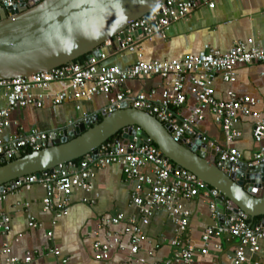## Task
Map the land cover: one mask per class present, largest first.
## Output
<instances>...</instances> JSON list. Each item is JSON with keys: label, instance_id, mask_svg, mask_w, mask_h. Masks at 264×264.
Returning a JSON list of instances; mask_svg holds the SVG:
<instances>
[{"label": "built area", "instance_id": "obj_1", "mask_svg": "<svg viewBox=\"0 0 264 264\" xmlns=\"http://www.w3.org/2000/svg\"><path fill=\"white\" fill-rule=\"evenodd\" d=\"M216 2L217 0L161 2L146 18L142 17L126 28L125 32L128 36L120 41V45H116L117 51H138V44L142 40L152 39L156 34L166 35L173 23L189 17L198 8H215ZM18 3V0H0V5L6 10L15 7ZM139 29L141 33L134 37ZM118 40L119 38L116 39ZM108 45H113V42L106 43V46ZM138 56V61L126 69L106 65L104 62L107 55L103 52L98 57H88L84 64L72 62L27 77L0 80V94H3L7 100V106L0 109V165L3 160L7 162L15 160L26 151H39L49 146L51 133L36 129L28 134L12 135L7 139L2 136L4 130L10 125L12 110L32 104L39 107L43 105L45 94L36 96L33 93L34 89H46L56 81L68 82L69 89L53 97L54 104H61L68 99H92L95 95H108L128 80L147 76L172 78L162 91L161 99L153 98L155 90L138 94H133L131 90L120 91L103 109L102 115L114 109H120L124 103L132 108L144 110L163 124H170L173 127L175 141L186 133H191L192 139H200L207 143L216 151L217 164L223 166L225 171L228 170L226 163L237 164L244 161L242 154L233 144L242 136L238 128L241 119L252 117L255 120L252 134L259 148L247 162L249 165H256L264 161V104L263 109L258 110L255 107L260 104V100L252 96H237L233 91L228 92V99H218L214 86L217 74H221L225 82H234L236 68L239 65L262 64L261 76L264 78V48L238 42L228 52L206 45L199 54L182 59L144 61L140 52ZM187 79L191 83L190 90L196 99V106L189 117L180 119L176 109L187 100L185 93ZM207 111L222 128L227 146L217 144L198 129L197 123L205 118ZM87 119L86 117L84 120ZM179 119L182 121L181 126ZM115 146V140L106 142L99 147L95 158L88 154L79 163L72 161L59 165L57 169L42 172L39 177L35 174L26 176L23 180L17 181L14 186L31 189L35 184L42 185L46 190V196L42 200L43 210L53 211L57 217L66 211L74 190L90 191L99 169L118 164L122 167L126 178L135 180L137 183L132 199L138 206L142 225L149 224L154 209L158 207L167 210L176 225V236L169 241L173 251L172 258L156 264H193L198 250L187 237L190 211L184 206L182 200L192 199L202 194L209 204L213 217L220 219L219 191L189 170L177 169L171 160L152 143L140 147L122 145L116 150ZM236 169L237 167L232 168V170ZM146 187L148 196L144 198L142 193ZM7 189L9 187L0 190V200L3 199ZM249 219L250 217L245 213H238L234 217L229 214L224 223L207 226L203 234L204 246L201 253H208V242L212 237L227 235L239 240L234 255L229 257L231 263L248 262L246 250L253 254L259 253L264 240V225L252 224ZM120 224H123L121 231L112 229L113 226ZM29 226L39 228L42 223L31 218ZM100 228L105 230V239H97L94 242L96 260H104L113 248L123 250L128 247L130 256L138 257L146 236L135 217L126 218L123 214L104 215L101 217ZM11 229L12 216L1 213L0 236L8 234ZM95 235H98V232H95ZM47 236L52 238L53 232H49ZM124 236H128L127 243L123 240ZM217 248L221 247L218 245ZM49 252L60 259V264H70V258L63 256L58 247L51 248ZM3 254L6 264L30 263L33 260V254L28 253L21 261L12 254L9 246H5ZM138 261L144 263L141 257Z\"/></svg>", "mask_w": 264, "mask_h": 264}, {"label": "crops", "instance_id": "obj_2", "mask_svg": "<svg viewBox=\"0 0 264 264\" xmlns=\"http://www.w3.org/2000/svg\"><path fill=\"white\" fill-rule=\"evenodd\" d=\"M0 10L6 12L1 5ZM238 42L264 48V0H217L215 8H198L189 17L173 23L166 35L156 34L152 39L142 40L138 44V51L144 61H164L197 55L206 45L228 52ZM138 51L118 52L116 45L105 46L107 58L104 63L126 69L138 61ZM262 69L263 65L259 63L239 65L236 68V80L232 83L225 82L222 75L217 74L214 82L216 97L226 100L229 91L235 92L237 96H252L260 100L255 108L262 110ZM171 81L172 78L160 76L140 77L122 83L108 95L99 94L92 99H68L61 104H54L53 97L69 89L68 82L56 81L46 89L33 90L36 96L45 94L41 107L32 104L10 112V125L2 136L7 139L15 134H28L34 129L51 133L77 125L86 117L103 116V109L120 91L131 90L133 94H138L155 90L153 98L159 100L162 91ZM190 88L191 83L187 79V100L176 109L180 119L189 117L196 106ZM6 106V98L0 94V109ZM254 122L252 117H243L238 124L242 136L233 145L240 151L244 161H248L259 148L252 134ZM197 126L211 140L227 146L222 128L209 111ZM187 137L188 141L192 139L189 135ZM136 184L135 180L126 178L118 164L101 168L93 180L92 189L74 190L66 211L57 217L53 211L43 210L42 200L46 190L42 185L35 184L31 189L8 186L9 189L0 200V214L8 213L12 216V229L8 234L0 236V264H6L3 254L5 246H9L12 254L21 261L28 253L33 254L30 263L19 264H60V259L49 252L53 247H58L63 256H68L70 264H156L172 258L169 241L176 236V225L167 210L161 207L154 209L149 224L142 225L138 206L132 199ZM142 194L147 198V187ZM182 203L190 211L187 237L198 250L193 264H233L229 257L234 255L239 240L231 236L212 237L208 242V253H201L205 228L224 223L229 213L225 212L221 219L214 218L202 194L192 199H183ZM117 214H123L126 218L135 217L141 224L146 236L141 251L137 258H133L128 247L123 250L113 248L104 260H96L94 242L105 239V230L100 228L101 217ZM31 218L42 223V226L31 228ZM259 220L261 217L256 219ZM122 228L123 224L112 227L115 231H121ZM49 232H53L52 238L47 236ZM123 240L127 243L128 236H124ZM246 255L249 261L242 264H264V240L259 253L253 254L246 250ZM140 257L144 263L138 261Z\"/></svg>", "mask_w": 264, "mask_h": 264}, {"label": "water", "instance_id": "obj_3", "mask_svg": "<svg viewBox=\"0 0 264 264\" xmlns=\"http://www.w3.org/2000/svg\"><path fill=\"white\" fill-rule=\"evenodd\" d=\"M166 0H18L0 10V80L27 77L74 62L87 55L98 57L106 43L120 45L126 28L147 17ZM141 33L139 29L136 37ZM119 38L118 41L116 39ZM92 116L77 125L51 132L49 146L0 165V190L14 186L26 176L57 169L91 154L115 137V150L124 146H145L152 142L162 154L220 193V219L245 213L264 225V161L249 165L228 162V170L217 164L216 151L200 139L178 141L173 127L144 110L122 104L121 108ZM179 125H182L180 121ZM131 150V149H130ZM237 167L236 170H232Z\"/></svg>", "mask_w": 264, "mask_h": 264}, {"label": "trees", "instance_id": "obj_4", "mask_svg": "<svg viewBox=\"0 0 264 264\" xmlns=\"http://www.w3.org/2000/svg\"><path fill=\"white\" fill-rule=\"evenodd\" d=\"M87 59H88V56H87V55H84V56L78 58L77 60H75L74 62H78V63L84 64V63L86 62ZM102 118H103V116H100V120H99V121H101ZM114 139H115V137L109 139L108 142H113ZM152 144H153L154 146L158 147V145H157L156 143L152 142ZM31 152H32V151H30V150H29V151H26L25 153L19 155L17 158L22 157V156H25V155H27V154H30ZM81 160H82V158L77 159V160H74V162H75V163H79ZM171 163L173 164V166H176L174 162L171 161ZM256 219H258V218H255V219H251V218H250V219H249V222L253 224V223L256 221Z\"/></svg>", "mask_w": 264, "mask_h": 264}]
</instances>
